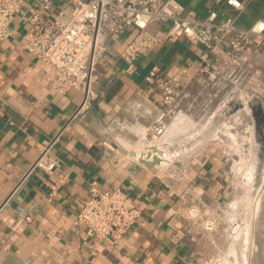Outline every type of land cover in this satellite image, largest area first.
<instances>
[{
  "label": "crops",
  "instance_id": "1",
  "mask_svg": "<svg viewBox=\"0 0 264 264\" xmlns=\"http://www.w3.org/2000/svg\"><path fill=\"white\" fill-rule=\"evenodd\" d=\"M179 1L201 18L216 9L222 16H237L242 27L264 20V0L247 1V7L240 12L225 0ZM39 4L40 0H24L23 10L13 21L14 35L0 42V261L197 264L205 259L215 251L213 242L222 241L219 233L214 239L190 233V221L182 215H169L168 210L178 203L179 191L193 182L205 188L209 199L218 194L227 196L236 211V191H229L230 178L221 144L214 139L198 140L214 114H207L200 128L196 117L200 102L189 99L184 103L185 111L177 114L166 130L155 137L151 127L161 108L148 84V73L154 64L168 72L195 66L202 61L205 49L187 38L161 42L148 56L138 60L136 72L128 73L121 51L135 29L107 38V49L97 65L98 96L90 108L74 116L83 92L80 89L57 92L50 67L24 48L32 32L28 9ZM59 7L60 3L54 1L52 12ZM170 24L157 21L149 25V30L161 33ZM242 110L247 118L252 117L245 107L239 108L232 115L238 126L245 125ZM64 126V133L52 149L61 166L54 174L35 169L18 185L41 147L48 145ZM150 145H156L161 155L153 152L148 160L159 155L162 158V163L153 167L132 155L133 151L145 152ZM93 179L103 189L118 186L130 195H139L143 201L141 217L117 245L108 239L94 244L77 222ZM19 207L31 220L19 213ZM254 232L244 229L243 224L230 246L221 250L222 260L236 264L242 259L248 264L256 262L258 255L262 258L261 244Z\"/></svg>",
  "mask_w": 264,
  "mask_h": 264
},
{
  "label": "built area",
  "instance_id": "2",
  "mask_svg": "<svg viewBox=\"0 0 264 264\" xmlns=\"http://www.w3.org/2000/svg\"><path fill=\"white\" fill-rule=\"evenodd\" d=\"M54 1H58L60 7L52 12ZM225 1L240 12L250 0ZM23 7L24 0H0V42L14 35L13 21ZM27 20L32 32L24 48L50 67L53 88L63 94L71 89L83 92L74 116L90 108L98 96L95 90L99 80L97 65L107 49L106 39L130 28L135 32L121 51L128 73L136 72L138 60L148 56L161 42L187 38L197 41L205 49L198 65L179 67L173 72L162 70L159 64L150 68L148 84L161 108L151 127L155 137L166 130L177 114L185 111L187 100L199 102L216 87L231 85L241 92H248L264 107L263 19L250 27H242L237 23V16H222L216 9L201 18L196 11L186 10L179 0H40L39 6L28 9ZM162 20L170 21L167 29L161 33L149 30L151 23ZM65 128L48 145L41 147L18 185L35 169L54 174L61 166L52 149ZM173 175L177 177L178 173ZM205 193L200 184L187 183L179 191L178 203L169 208L168 214L188 219L190 233L199 230L205 238L214 239L219 232L224 245L213 242L216 251L203 263L215 264L223 261L219 253L239 234L242 222L232 213L227 196L218 194L209 201ZM18 210L25 219L31 220L22 207ZM143 210L139 195H130L118 186L103 189L93 179L77 222L94 244L108 239L117 245ZM0 264L3 263L0 261Z\"/></svg>",
  "mask_w": 264,
  "mask_h": 264
},
{
  "label": "rangeland",
  "instance_id": "3",
  "mask_svg": "<svg viewBox=\"0 0 264 264\" xmlns=\"http://www.w3.org/2000/svg\"><path fill=\"white\" fill-rule=\"evenodd\" d=\"M243 94H245L243 95V98H240L239 92L231 85H228L220 87L219 89H213L210 91V95L203 96L200 99L199 106L196 108V117L199 122V127L201 128L205 124V120H207L205 116L207 114L208 116H210L211 113L214 115L212 120L208 123L209 125L205 128L206 130H203L202 134H199L198 140L200 138L214 139V142L221 144L220 151L226 159L225 170L230 178L229 191L231 192L233 189L236 191L234 193V196H236L234 202L236 206L235 212L237 213L233 211V203H231L230 206L232 213L235 217L239 216L243 220H241V222L242 225L244 224V229L252 232L255 231L253 234L261 244L263 252L262 258L259 259L258 255L256 262L250 261L248 264H264V196H261L260 194L264 190V183L258 182L260 178L259 167L262 159L257 148L259 141L257 142L255 139V119L252 111V104H257L260 100H258L257 97V99L254 100L249 99V97L246 96L249 94L248 92ZM236 97L241 99L242 104L239 105L235 103L234 100ZM206 99H208V101ZM240 99L237 101L240 102ZM244 107L247 111L251 112L252 117L247 118L244 126H238V122H233L232 115L235 114V111L239 108ZM262 127L264 129V125H262ZM231 129H234L235 131L233 132ZM222 133L224 135H222ZM167 167L168 170L172 169L169 166ZM261 175L264 176V172L261 173ZM205 198L209 201L213 200L207 198L206 193ZM259 210L262 213L261 215H259ZM194 233L205 238V236L202 235V231L195 230ZM219 242L220 243L217 244L222 243L221 240ZM226 249L227 247L225 246L223 250ZM214 250L216 251L215 247ZM219 254L222 253L220 252ZM206 258L197 261V264H203ZM246 261L248 262L249 260ZM215 264L235 263L219 261L215 262ZM236 264L245 263H243V260L241 259L239 262H236Z\"/></svg>",
  "mask_w": 264,
  "mask_h": 264
},
{
  "label": "flooded vegetation",
  "instance_id": "4",
  "mask_svg": "<svg viewBox=\"0 0 264 264\" xmlns=\"http://www.w3.org/2000/svg\"><path fill=\"white\" fill-rule=\"evenodd\" d=\"M238 96V95H236ZM239 97L243 98V96L239 95ZM235 98V103L236 104H242L241 102V99L240 98ZM238 99H240V102L237 101ZM252 100L254 99H257L255 97H251ZM250 100V101H252ZM259 100V99H258ZM252 111H253V117L255 119V129H254V134L256 136V140L257 142L259 141V143L257 144V148H258V153L259 155L261 156V164H260V167H259V172H260V178L258 180V182H261V183H264V176L261 175V173L264 172V129L262 127V125H264V107L262 105V102H257V104H252ZM260 149V150H259ZM261 196L263 195L264 196V190L260 193ZM260 212V210H259ZM262 213L260 212L259 215H261Z\"/></svg>",
  "mask_w": 264,
  "mask_h": 264
},
{
  "label": "water",
  "instance_id": "5",
  "mask_svg": "<svg viewBox=\"0 0 264 264\" xmlns=\"http://www.w3.org/2000/svg\"><path fill=\"white\" fill-rule=\"evenodd\" d=\"M240 115L242 116L243 121L246 122V120H247V114L244 111H242L240 113ZM231 131L234 132L235 130L234 129H231ZM153 152H157V153H159L161 155V151H160V149L156 145H150V146H148L147 149H146V151L143 152V153H141V154L140 153L138 154L137 152L133 151L132 152V155H134L136 157L138 156L139 157V160L142 163H144L146 166L153 167V166H156V165H159V164L162 163V158L160 157V155L157 156V157H154V159H152L151 161L148 160V158L151 156V154Z\"/></svg>",
  "mask_w": 264,
  "mask_h": 264
}]
</instances>
